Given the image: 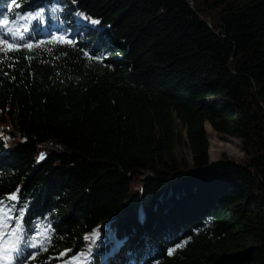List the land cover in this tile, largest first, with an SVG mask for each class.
Masks as SVG:
<instances>
[{"label": "trees", "instance_id": "16d2710c", "mask_svg": "<svg viewBox=\"0 0 264 264\" xmlns=\"http://www.w3.org/2000/svg\"><path fill=\"white\" fill-rule=\"evenodd\" d=\"M0 264H264V0H0Z\"/></svg>", "mask_w": 264, "mask_h": 264}, {"label": "rangeland", "instance_id": "374dc122", "mask_svg": "<svg viewBox=\"0 0 264 264\" xmlns=\"http://www.w3.org/2000/svg\"><path fill=\"white\" fill-rule=\"evenodd\" d=\"M205 130L209 142V155L211 162L216 163L222 157L234 161L235 163H241L245 159V154L239 141L227 139L226 137L216 134L209 125H205Z\"/></svg>", "mask_w": 264, "mask_h": 264}]
</instances>
